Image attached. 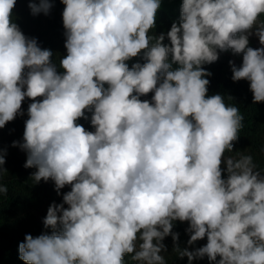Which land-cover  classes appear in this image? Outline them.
Listing matches in <instances>:
<instances>
[{"label": "clouds", "instance_id": "clouds-1", "mask_svg": "<svg viewBox=\"0 0 264 264\" xmlns=\"http://www.w3.org/2000/svg\"><path fill=\"white\" fill-rule=\"evenodd\" d=\"M16 2L0 0V128L32 99L23 143L13 146L27 153L25 168L37 169L35 183L51 179L58 195L71 186L47 210L43 224L52 233L26 234L19 258L124 264L132 254L139 264H166L162 241L178 240V220L189 222V245L207 237L195 251L177 247L189 264L205 256L264 264V169L252 155L225 158L244 118L222 95H207L211 73L202 67L219 52L243 53L239 68L229 61L232 80L250 81L253 104L264 102V0H183L179 23L167 32L170 46L165 34L149 35L161 0H61L63 74L52 51L12 21ZM28 6L47 15L52 4ZM251 35L261 47H249ZM142 50L145 63L129 68ZM149 93L151 101L140 99ZM86 110L95 132L76 123ZM5 162L0 150V180ZM7 192L0 182V197Z\"/></svg>", "mask_w": 264, "mask_h": 264}, {"label": "trees", "instance_id": "trees-1", "mask_svg": "<svg viewBox=\"0 0 264 264\" xmlns=\"http://www.w3.org/2000/svg\"><path fill=\"white\" fill-rule=\"evenodd\" d=\"M39 4L40 0H33ZM183 0H177L172 6L164 10L157 11L156 27L149 31V35L158 37L161 33L165 34L163 44L170 46V40L167 38V32L171 29L172 23H179L180 7ZM52 7L45 18L42 13L33 15L29 6L25 4V0H17L12 13V21L18 25L23 34L28 38H35L41 49H49L52 51V63L56 66L57 72L63 74L64 69L60 66V60L67 55L65 48V29L63 27L62 12L65 5L61 0H50ZM264 18V15H263ZM155 43V40L152 41ZM219 51V50H218ZM143 50L141 53L126 63L129 68L135 63H145L143 60ZM171 62V55L168 57ZM232 61L237 68L242 66V61L234 58L228 52H219V59L211 64H204L202 67L211 73L205 77L209 80L207 95L220 94L224 97L225 103L237 106L243 116V127L239 132V138L234 142L232 152H226L225 156H234L238 158L239 154L252 155L258 169H264V102L253 104V94L250 90V81L232 80ZM179 67L173 64L172 68ZM108 87L107 83L104 85ZM154 93L141 96L140 99L151 101ZM232 97L231 100L228 98ZM43 97H37L36 100H42ZM34 102L30 99L23 106V115H17L16 118L7 122L3 128H0V150L3 151L5 164L2 173L4 186L8 188L7 194L0 197V233L5 231H13L16 233H25L29 231L32 236L33 231L40 226L41 218L45 215L46 210L53 203H63V194L71 190V186L66 185L60 190L58 195L55 190L54 181L49 179L47 182L41 180L35 183L31 178L36 168H25L24 164L27 159V153L20 149L19 146L14 147L13 142L19 141L23 136L25 121L28 119L27 110L30 103ZM94 110V109H93ZM92 111H85L87 119L80 118L76 121L82 125L87 131L95 132L94 126L91 124ZM226 168L225 164L221 165ZM264 174V172H262ZM223 178L227 179V172L224 171ZM65 208L68 205H64ZM26 217L27 223L22 218ZM189 228L188 221H173V233H178L179 237L176 242L169 235L164 238L162 243L166 246V250L161 252L165 258L166 264H189L187 256L181 258L177 247L180 251L187 249L195 251L202 247L207 241V237L200 239L189 245L191 233L187 231ZM132 254L124 256V264L131 263ZM220 257H217L219 260ZM191 264H215L210 262L207 256L194 259Z\"/></svg>", "mask_w": 264, "mask_h": 264}, {"label": "rangeland", "instance_id": "rangeland-1", "mask_svg": "<svg viewBox=\"0 0 264 264\" xmlns=\"http://www.w3.org/2000/svg\"><path fill=\"white\" fill-rule=\"evenodd\" d=\"M177 0H161V6L160 9L164 10L167 7L172 6ZM30 0H25V4L28 6ZM43 17L45 18V14L41 12ZM261 19L264 20L263 15L261 16ZM46 20V18H45ZM254 31V30H253ZM249 47L252 48H259L261 45L259 44L258 38L255 35L249 36ZM234 56L235 59L242 61L243 62V53L236 54L233 53L231 50L226 51ZM26 90V89H25ZM30 100V98H25L22 101V106H21V111L23 110V106L25 103H27ZM21 143H23V136L19 139ZM227 156H225L226 158ZM226 166V165H225ZM48 210V209H47ZM47 210L45 212V215L41 218V223L40 226L33 231V237L39 236L41 234L47 233L51 234L53 229L45 228L43 224V220L47 215ZM26 217H23L22 220L23 222L27 223ZM32 231V230H29ZM25 232V233H16L13 231H5L0 233V264H25L24 261H22L19 258V251H18V245L21 242H24V238L26 234H29L30 232ZM207 241L202 244V246L206 245ZM132 264H139L137 261H133L131 259Z\"/></svg>", "mask_w": 264, "mask_h": 264}]
</instances>
